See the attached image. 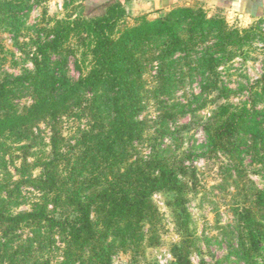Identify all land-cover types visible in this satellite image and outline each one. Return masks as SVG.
I'll use <instances>...</instances> for the list:
<instances>
[{
    "label": "rangeland",
    "instance_id": "374dc122",
    "mask_svg": "<svg viewBox=\"0 0 264 264\" xmlns=\"http://www.w3.org/2000/svg\"><path fill=\"white\" fill-rule=\"evenodd\" d=\"M118 1L95 17L116 18L110 53L134 83L135 120L142 124L124 143L123 157L107 159L112 168L80 194L92 195L104 178L132 163H146L154 174L171 169L177 173L176 187L152 189L150 208L134 237H120L114 225H107V214L94 208L96 244L90 242L80 258L76 252L65 262L64 236L50 218L70 216L72 206L63 193L55 200L56 186L40 178L45 162L57 153L49 166L57 180L69 177L76 162L87 168L108 164L97 158L87 163L78 141L95 111L70 102L56 117L46 113L26 128L5 130L0 134V212L34 215L19 223L0 220V264H88L101 248L100 264H175L174 245L190 264H264V16L243 19L199 0L150 11L141 0ZM7 2L18 7L11 11ZM84 7L91 6L83 0H0V80L33 71L37 42L51 36L47 31L56 20H74ZM90 58L74 40L50 53L51 64L72 84ZM105 85L96 104L110 96ZM81 93L89 106L93 94L83 88ZM32 101L31 90L21 89L13 109L21 112ZM223 104L242 112L230 152L208 141L207 125H213ZM106 108L100 112L104 118ZM253 238L258 247L250 245Z\"/></svg>",
    "mask_w": 264,
    "mask_h": 264
},
{
    "label": "trees",
    "instance_id": "16d2710c",
    "mask_svg": "<svg viewBox=\"0 0 264 264\" xmlns=\"http://www.w3.org/2000/svg\"><path fill=\"white\" fill-rule=\"evenodd\" d=\"M115 2L120 1H103L86 10L84 7L82 15L74 20L69 18L56 20L53 27L47 31L51 36L43 42H37V50L32 57L34 70L25 72L23 76L13 78L8 76L0 80V134L17 126L26 128L36 117L46 113L56 117L60 111L68 108L70 102H73L71 104H84L83 109L88 108L95 111L91 115L90 128L82 129L81 138L78 140L85 147L83 155L87 163L93 158L101 159L100 164H102L107 159H110V162L113 160L117 162L123 157L124 143L133 137L136 130L137 133L140 131L142 123L135 120V105L139 102L135 101V96H133L136 93L134 83L125 79L128 70L121 68L113 54L110 53V47L113 44L110 31L115 26L116 18L111 20L101 15L95 17L96 12H102ZM7 6L13 11L18 4L7 2ZM71 40L78 41L82 47L84 46L85 55H91L90 66L85 71L81 69L82 72L77 82L73 84L67 80L56 64H51L50 60V53L61 51ZM24 80L28 82L26 85L18 83ZM105 82V91L109 92L110 96L103 100V105L96 104L103 95L99 93V90ZM82 88L93 94L89 106L84 103L87 99L82 96ZM21 89H30L33 101L29 106L24 107L23 111L16 113L13 109V98L14 94ZM78 97L80 99H77ZM104 106L107 107V118L100 114ZM214 118L213 125H207L212 130L208 141L216 149L230 152L228 146L232 142L233 135L237 133L242 112L229 111V107L223 104L215 113ZM94 138L97 139L93 140ZM58 158L57 153L52 160L45 162L43 165L45 169L40 179L44 183H49L51 187L56 186L58 192L55 193V200L63 193L65 202L72 206L70 216H65L61 220L50 218L52 224L56 225L64 236L65 262L71 261L76 255L75 258H80L82 250L90 242L92 246L96 244L93 242L96 241L95 223L91 219L94 208L107 214V225H114L120 237H134L138 229L137 222L143 219L147 209L150 208L149 196L152 189H173L178 181L177 173L167 167L154 174L149 171L152 170V166L148 168L146 163L144 166L142 163L135 165L132 163L124 172L116 171L110 178L109 176L104 178L105 182L100 190L92 195L82 196L80 191L90 185V180L98 176L102 178L100 174L109 165L111 169V163L107 160L108 164L102 166L88 164L87 168L84 164L76 162L69 167V177L65 176L57 180L56 172L50 167L52 162ZM69 161V157L66 158V163ZM82 171L89 173L91 177L81 176ZM33 215L34 213L29 212L16 216H5L0 212V220L19 223ZM42 215L41 213L40 216ZM251 241L252 248L258 247L254 238ZM111 243L106 244L107 248L112 245ZM20 250L18 248V252ZM102 250L104 249H98L94 258L89 256L88 264H100V257L104 253ZM76 252L78 254L75 255ZM67 254L70 257L67 258ZM172 254L176 259L175 264H190L187 255L178 246L172 247ZM64 261L59 264H66ZM82 261L85 263L86 259Z\"/></svg>",
    "mask_w": 264,
    "mask_h": 264
},
{
    "label": "crops",
    "instance_id": "0c3cea01",
    "mask_svg": "<svg viewBox=\"0 0 264 264\" xmlns=\"http://www.w3.org/2000/svg\"><path fill=\"white\" fill-rule=\"evenodd\" d=\"M107 0H83L86 6H94ZM147 10L167 9L177 4L190 0H141ZM218 7L229 14L242 17L243 19H254L264 16V0H199Z\"/></svg>",
    "mask_w": 264,
    "mask_h": 264
}]
</instances>
